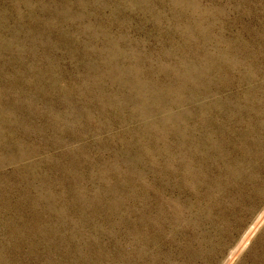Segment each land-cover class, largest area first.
<instances>
[{
    "label": "rangeland",
    "instance_id": "rangeland-1",
    "mask_svg": "<svg viewBox=\"0 0 264 264\" xmlns=\"http://www.w3.org/2000/svg\"><path fill=\"white\" fill-rule=\"evenodd\" d=\"M263 211L264 0H0V264H264Z\"/></svg>",
    "mask_w": 264,
    "mask_h": 264
},
{
    "label": "bare ground",
    "instance_id": "bare-ground-1",
    "mask_svg": "<svg viewBox=\"0 0 264 264\" xmlns=\"http://www.w3.org/2000/svg\"><path fill=\"white\" fill-rule=\"evenodd\" d=\"M263 212H264V211H263ZM263 217H264V216H263ZM261 221H262V220H261ZM259 222H260V221H259ZM260 223H262V222H260ZM257 224H258V223H257ZM251 227H252V226H251ZM253 230H254V229H253ZM255 230H256V228H255ZM246 236H247V235H246ZM246 240H247V239H246ZM244 241H245V239H244ZM247 241H250L249 238H248ZM231 261H232V260H231ZM231 261H230V262H231ZM227 264H228V263H227Z\"/></svg>",
    "mask_w": 264,
    "mask_h": 264
}]
</instances>
